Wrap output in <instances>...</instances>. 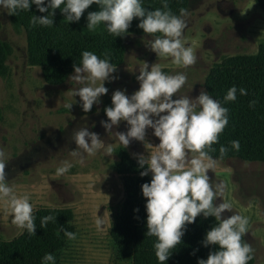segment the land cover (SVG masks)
Wrapping results in <instances>:
<instances>
[{
  "label": "rangeland",
  "instance_id": "1",
  "mask_svg": "<svg viewBox=\"0 0 264 264\" xmlns=\"http://www.w3.org/2000/svg\"><path fill=\"white\" fill-rule=\"evenodd\" d=\"M187 10L183 35L185 46L194 49L196 63L188 68L177 66L170 57L156 56L146 47L151 37L127 35L124 61L112 74L116 79L105 82L108 93L85 113L80 98L69 95L79 86L69 81V76L61 85L49 84L43 69L30 58L24 29L0 8V42L5 48L0 71V148L7 154V179L16 195L29 196L33 212L44 208L72 211L76 228L68 261L72 264H115L109 233L122 216L124 187L119 168L123 158L138 164V155L154 150L135 140L124 148L101 126V121H107L104 109L111 106L112 93L125 90L131 96L137 91L136 77L142 62H147L149 66L160 64L167 74L186 73L187 83L179 94L194 99L200 89L208 93L205 78L213 67L232 57L255 55L264 42V11L253 0H188ZM94 11H99L98 5H91L75 22L87 35L100 34L104 27L101 24L94 31L86 28L87 15ZM68 103H73L70 110L65 107ZM80 127L98 133L111 145V152L101 149L93 156L85 154L82 163L70 156L69 151L76 148L72 134ZM112 131L126 132V122ZM146 141L159 144L151 129ZM65 160L72 167L57 176L56 169ZM218 161L207 173L214 186L224 185L223 195L214 204L231 203V212L222 213L224 218L233 214L249 218L243 239L254 249V264H264V160ZM146 177L151 179V173ZM97 216L104 219L101 229L95 223ZM12 220L10 210L0 200V239L11 241L24 233L25 229Z\"/></svg>",
  "mask_w": 264,
  "mask_h": 264
},
{
  "label": "clouds",
  "instance_id": "2",
  "mask_svg": "<svg viewBox=\"0 0 264 264\" xmlns=\"http://www.w3.org/2000/svg\"><path fill=\"white\" fill-rule=\"evenodd\" d=\"M34 4L42 16H32L33 25L53 26L55 10L59 9L68 22H78L85 10L91 5L99 6V11L89 12L87 26L94 31L104 24L107 31L115 37L124 36L133 19L140 22L137 25L143 33L151 37L147 45L156 56L170 57L173 64L188 68L193 66L197 57L191 46H185L184 30L187 28L186 17L189 11L185 8L175 15L169 9L167 0L162 8L148 10L142 6L141 0H0V8L14 15L18 10H29ZM63 7L61 8V6ZM52 11H49V10ZM159 34V35H157ZM108 54L101 59L90 51L81 54L79 66L73 65V74L69 81L79 87L71 89L69 95L79 97L85 113L91 111L93 105L100 103V98L108 93L105 82L116 79L112 74L116 66L109 62ZM143 67L136 77L139 89L131 96L125 90H116L111 96V106L104 109L107 121H101V126L127 148L132 140L141 142L144 147L154 149L147 155H138L137 162L141 169L140 176L151 173L150 183L141 186L142 196L146 199L147 236H154L155 256L160 262L170 257L172 250L181 243L186 225L195 222L198 216L213 217L219 223L205 234L203 246H218L211 251L206 260L200 259L197 264H248L254 258L252 245L243 237L248 232L249 218L233 214L224 218L222 213L231 212L229 202L214 204L223 195L224 185L210 182L207 175L215 169L218 160L211 152L212 146L218 143V138L228 124V109L222 107L204 89H200L194 99L188 94L181 95L180 90L187 83L184 72L167 74L158 63L151 66L142 62ZM193 89V88H192ZM240 95H247V90L241 88ZM237 88H230L224 100L234 101ZM173 97H177L173 99ZM256 101L250 102V107ZM73 103L65 105L69 110ZM126 122L127 131H115L121 122ZM94 127V125H93ZM159 140L153 146L146 141L147 130ZM76 148L69 155L83 162L85 154L95 155L99 150L111 152V145L88 127H80L72 134ZM231 148L239 151L238 140L230 142ZM228 148L221 145L220 159L227 154ZM72 164L65 160L56 169L57 176L69 171ZM7 154L0 148V200L13 217L12 223L20 229H26L30 235L35 234L33 206L27 194L18 196L7 179ZM56 217L46 216L41 220V227ZM96 226L101 229L103 217H96ZM69 240H75L76 234L60 229ZM45 264H54V256L45 254Z\"/></svg>",
  "mask_w": 264,
  "mask_h": 264
},
{
  "label": "trees",
  "instance_id": "3",
  "mask_svg": "<svg viewBox=\"0 0 264 264\" xmlns=\"http://www.w3.org/2000/svg\"><path fill=\"white\" fill-rule=\"evenodd\" d=\"M264 11V0H253ZM48 0H45V5ZM148 10L162 8L164 0H141ZM173 14L179 15L181 8H188V0H167ZM63 5L61 6V8ZM49 11H52L51 9ZM32 4L29 10H18L11 15L13 21L26 33L30 58L34 65L43 69L45 80L52 85H61L73 73V65L79 66L81 54L90 51L101 59L108 54L109 62L116 67L124 61V37L127 35L146 36L138 28L139 20L133 19L127 33L115 37L104 25L100 34L87 35L75 22H68L59 9L55 10L53 26L33 25L32 16H42ZM159 35V34H157ZM148 37V36H147ZM5 61L4 44L0 42V71ZM237 88L236 99L225 101L228 90ZM205 88L209 95L228 109V124L220 134L218 143L212 147L216 151L210 155L220 160L221 145L228 148L224 159H240L246 162L264 160V42L252 56L232 57L213 67L205 78ZM247 90L240 95L239 90ZM256 101L250 107V102ZM238 140L240 149L231 148L230 142ZM118 174L122 176L124 202L122 216L111 227L109 236L113 246L115 264H160L155 256L154 244L157 238L147 236L146 199L142 196L141 186L150 183L149 177H141L142 169L128 158H123ZM36 226L35 234L24 233L11 241L0 239V264H45V254L54 256V264H72L73 240L60 231L76 234L74 215L68 209H40L33 212ZM46 216L56 217L41 227ZM219 222L213 217L198 216L194 223L186 225L181 243L172 250L164 264H197L206 260L209 252L218 246H203L205 234ZM248 264H254V259Z\"/></svg>",
  "mask_w": 264,
  "mask_h": 264
}]
</instances>
